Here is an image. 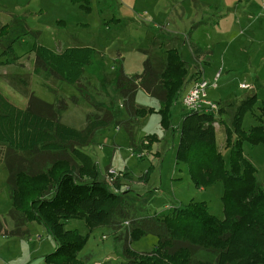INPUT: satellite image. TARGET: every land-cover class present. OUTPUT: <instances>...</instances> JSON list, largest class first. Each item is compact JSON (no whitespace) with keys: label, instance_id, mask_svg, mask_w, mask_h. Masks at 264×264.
I'll return each instance as SVG.
<instances>
[{"label":"rangeland","instance_id":"rangeland-1","mask_svg":"<svg viewBox=\"0 0 264 264\" xmlns=\"http://www.w3.org/2000/svg\"><path fill=\"white\" fill-rule=\"evenodd\" d=\"M5 25L8 29L0 36V62L4 61L3 49L11 42L19 59L0 66V93L20 109L32 95L50 104L64 99L67 110L60 115L61 122L78 130L97 116L108 119V125L97 129L91 142L80 150L110 186L108 173L131 175V180L120 181L130 219L170 214L189 202H204L211 215L223 218L222 183L196 187L186 165L175 160L178 115L185 112L181 99L174 106L172 129L167 132L155 113L136 118L127 112L116 90L118 67L121 65L127 76L140 73L145 59L142 51L148 49L152 36L159 37L165 41L164 48L175 46L189 73L194 65L203 70L201 78L210 85L206 98L216 106L256 94L257 105L243 123L248 131L258 124L257 108L264 105V0H0V28ZM34 42L53 51L90 47L96 53L74 86L33 70L30 49ZM156 54L164 58V53ZM242 84L248 88L241 89ZM135 102L154 110L159 106L141 90ZM223 120L229 123L227 118ZM215 129L220 153L227 160L223 126ZM149 135L157 138L150 146ZM242 149L255 169L256 182L264 189V145L244 143ZM65 159L72 162L69 167L77 178L88 182L70 153ZM148 169V180L140 182L138 178ZM11 210L7 171L1 162L0 264H47L44 256L55 250L57 242L41 225L12 218ZM128 227L126 222L88 230L82 220L70 219L65 228L87 235L78 254L83 264H121L126 262L125 246L144 254L157 243L152 235L131 241ZM192 252L194 262L214 260L211 253Z\"/></svg>","mask_w":264,"mask_h":264},{"label":"trees","instance_id":"trees-1","mask_svg":"<svg viewBox=\"0 0 264 264\" xmlns=\"http://www.w3.org/2000/svg\"><path fill=\"white\" fill-rule=\"evenodd\" d=\"M7 29V25L2 26L0 36ZM13 43L3 49L4 61L0 66L18 61ZM30 52L34 55L35 72L74 86L96 53L90 47L53 51L37 42ZM157 52L164 53V58ZM142 53L145 59L140 73L127 76L122 66L118 67L116 90L129 114L139 119L155 113L167 132L172 129L176 102L192 81L202 77L203 70L194 65L189 73L178 50L174 46L164 48L155 38ZM138 90L155 99L158 109L137 106ZM256 105L257 96L250 93L242 99L218 104L214 112L185 111L177 128L175 160L186 165L196 187L222 183V219L211 215L204 202H189L174 208L170 214L134 220L130 219L120 184L122 178L131 180V175L108 173L110 186L100 179L91 158L80 150L91 142L97 129L108 125V119L97 116L78 130L61 122L60 115L67 110L64 99L50 104L32 95L25 108L20 109L0 93V163L4 162L7 171L12 203L9 215L41 225L54 238L57 246L44 256L47 264H83L78 254L86 244L87 235L67 230L70 219L82 220L88 230L128 222L131 241L147 235L157 238L149 253L138 254L125 246L122 252L126 262L121 264H264V189L256 182L255 169L244 158L242 149L244 143L264 145V105L257 108L258 124L248 131L243 129L246 115ZM216 125L223 126L227 160L216 142ZM146 138L149 146L157 140L155 135ZM69 153L77 161L79 174L88 182L79 180L71 171V161L65 159ZM150 171L138 180L146 182ZM192 249L213 254V262H194Z\"/></svg>","mask_w":264,"mask_h":264},{"label":"built area","instance_id":"built-area-1","mask_svg":"<svg viewBox=\"0 0 264 264\" xmlns=\"http://www.w3.org/2000/svg\"><path fill=\"white\" fill-rule=\"evenodd\" d=\"M209 87V83L202 78L192 81L180 98L183 109L185 111H199L205 113L216 111L217 106L206 98L207 89ZM240 88L245 90L248 86L242 84Z\"/></svg>","mask_w":264,"mask_h":264},{"label":"crops","instance_id":"crops-1","mask_svg":"<svg viewBox=\"0 0 264 264\" xmlns=\"http://www.w3.org/2000/svg\"><path fill=\"white\" fill-rule=\"evenodd\" d=\"M153 38L157 39V41H159V42L165 43V41L161 40L159 37H156V36H152V37L150 38V40H149V43H150V41H151ZM171 39H172V38H171ZM167 41H168V40H166V42H167ZM174 47H175V46H174ZM204 62H206V61H204ZM181 115H182V112H180V114L178 115L179 118H181ZM176 133H177V132H176Z\"/></svg>","mask_w":264,"mask_h":264}]
</instances>
